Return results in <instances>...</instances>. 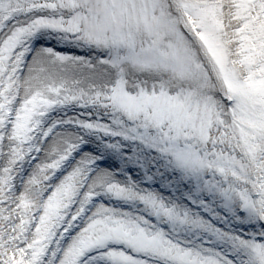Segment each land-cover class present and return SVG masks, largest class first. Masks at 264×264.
I'll return each instance as SVG.
<instances>
[{
    "label": "snow or ice",
    "instance_id": "obj_1",
    "mask_svg": "<svg viewBox=\"0 0 264 264\" xmlns=\"http://www.w3.org/2000/svg\"><path fill=\"white\" fill-rule=\"evenodd\" d=\"M0 264H264V0H0Z\"/></svg>",
    "mask_w": 264,
    "mask_h": 264
}]
</instances>
